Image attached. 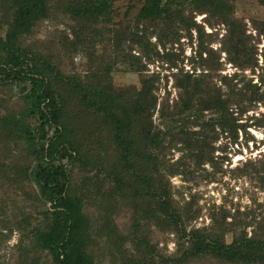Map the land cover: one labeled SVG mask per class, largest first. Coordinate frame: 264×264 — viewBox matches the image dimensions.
<instances>
[{
	"label": "trees",
	"instance_id": "1",
	"mask_svg": "<svg viewBox=\"0 0 264 264\" xmlns=\"http://www.w3.org/2000/svg\"><path fill=\"white\" fill-rule=\"evenodd\" d=\"M230 1L143 0L135 15V22L143 29L133 31L130 40L142 45L152 28L157 39L164 36L173 41L180 30L189 32L197 26L193 16L186 15L187 10L205 13L225 27L221 49L232 64L240 69L252 66L244 28L231 15ZM259 1L264 5V0ZM114 12V0H0V25L6 26L4 37H0V83L18 84L24 102L17 113L0 116V143L4 142L7 153H0V216L8 217V190L17 191L15 196H23L24 201L31 200L36 211L33 214L20 207L19 219L14 218L19 227L26 226L17 245V264H98L95 247L100 241L111 264H188L204 259L218 264H264V219L248 234L250 223L238 218L239 210L232 215L226 210L212 211L208 225L195 227L190 221L198 212L192 210L191 201L183 206L174 204L164 182L165 164L160 160L165 134L152 121L158 101L156 78L141 73L139 88L92 81L88 73L82 79L62 71L59 59L50 51L19 44L38 21L63 15L72 22V37L59 42L70 49L85 48L91 58V48L103 42L106 31L102 26L114 23ZM114 44L115 40L111 46ZM114 48L118 51L117 46ZM208 53L207 60H211ZM131 54L130 68L140 71V55ZM99 66L105 68L106 63ZM193 72L181 69L173 75L178 97L170 106L177 120L192 119L200 130L215 125L236 140L237 129L247 127L238 122L239 114L248 105L264 101V93L241 72L234 71L229 78L221 76L224 90L215 83L208 86L210 80L205 81V74L198 77ZM169 110L161 103L159 116L164 117ZM204 111L213 114L210 120L201 119ZM86 112L97 116V127L103 128L105 141L99 135L96 142L85 136L91 125L88 115L80 135L78 118ZM30 117L35 124L30 123ZM252 124L263 127L264 117ZM172 134L174 141L185 142L183 128ZM199 137L201 150L206 142L202 131ZM88 143L95 144L89 147ZM69 163L95 172L73 183ZM177 170L173 167L168 172ZM100 173H104L101 179ZM95 195L99 196L100 214L94 218L86 212L85 198ZM119 202L131 208L129 234H121L111 220ZM33 215L39 216L36 222H31ZM7 222L0 224L6 226ZM150 225L175 235L172 254H161L149 238L138 235ZM227 234L231 235L229 241ZM129 235L131 249L125 247ZM25 237L27 245L22 244ZM42 255L49 261H41Z\"/></svg>",
	"mask_w": 264,
	"mask_h": 264
},
{
	"label": "rangeland",
	"instance_id": "2",
	"mask_svg": "<svg viewBox=\"0 0 264 264\" xmlns=\"http://www.w3.org/2000/svg\"><path fill=\"white\" fill-rule=\"evenodd\" d=\"M142 1L114 0V23L110 25L102 23V30L106 33L103 36V42L91 48V58L88 57L89 53L85 48L70 49L66 48L64 43L59 42L62 39L66 42L72 37L70 32L72 22L63 15L38 21L32 32L19 40V44L26 47L31 46L34 50L41 52L49 53L50 51L56 59H59L60 64H58L62 71L82 79L89 74V79L92 81L110 82L115 87L132 85L139 88L141 73L148 78H156L154 91L158 101L152 121L165 134L163 141L165 148H163L160 160L165 164L163 165L165 170H162L167 173L164 182L170 190L174 204L183 206L191 201L192 210L198 212L190 221V226L195 227L208 225L209 214L212 211L218 213L226 210L229 211V215H232L239 210L238 218L250 223L246 228L250 234L254 227H258V221L264 219V126L259 127L252 124L264 117V101L248 105L245 111L239 114L238 122L244 123L247 127L237 129V138L234 141L227 130H222L215 125H208L200 130L198 126H194L192 119L177 120L179 117L176 116L175 110L172 111L170 105H173L172 101L178 97L173 75L176 70L181 69L194 71L193 76L200 77L205 74V81L210 80L208 86L215 83L223 90L225 86L221 76L229 78L234 71L241 72L245 79L251 78V82L259 87L260 93H264V33H261L264 28V5L259 0L230 1V4H233L231 15L244 28L243 38L250 50V63L253 66L240 69L235 66L236 64H232L228 54L221 49L225 27L218 23L217 19L205 13H190L187 10L186 15L193 16L192 19L197 26L191 28L189 32L180 30L177 35L178 39L171 41L160 36L159 40L154 33H151L154 29L150 28L145 34V42L142 45L133 43L130 35L134 34L133 31L137 29H143L135 22V15ZM109 26L116 27V30L109 31ZM5 31L6 26L0 25V37H4ZM114 40L115 44L111 46ZM116 46L118 51L126 56L130 53L128 57L132 56L131 53L140 55L138 65L141 70L130 68L129 58L121 56L120 53L116 54L118 52L114 48ZM200 49H202L201 54H199ZM208 52H210L211 60H207ZM101 62L106 63L105 68L99 66ZM161 103H166L170 109L164 117L159 116ZM23 107L24 102L19 85L12 82L0 83V116L17 113ZM82 114L81 118H78L79 123L82 124L79 130L80 135L88 123L85 121L88 115L87 118L91 125L85 136L96 142L99 135V139L105 141L104 132L101 133L103 128L99 130L97 127L99 121L97 116L89 115L87 112ZM200 116L201 119L210 120L213 114L210 111H204L200 113ZM29 121L31 124L36 123L33 117H30ZM181 128L187 134L185 142L188 137H191L192 141L179 143V140L172 139V133ZM201 131L206 142L199 150L197 141L200 139ZM170 139L173 142L168 143ZM3 143H0V153L7 154L2 146ZM93 144L88 143V146L93 147ZM67 167L73 183L79 182L83 175H91L95 172L93 169L86 168L88 171L83 169L79 163H69ZM173 167L178 168L177 172L169 174L168 171ZM103 177L104 173H100L99 178ZM105 186H109V183L106 182ZM8 191L6 195L9 199L7 200L9 203L8 217L0 216V223L8 221L6 226L0 224V264H17L19 261L17 245L26 226L19 227V223L14 218L19 219L20 207L25 211H32L33 214H36V211L31 200L24 201L23 196H15L17 191ZM13 197L14 202L11 201ZM85 200L87 214L94 218L99 216V196L86 197ZM114 212L111 220L118 231L121 234H129L131 208L127 203L119 202ZM32 217L31 222H36L39 216L35 218L33 215ZM138 235L149 238L150 243L156 244L161 254L169 255L174 252L175 235L169 231L162 232L156 226L150 225L140 230ZM130 238L129 235L127 243L125 242L127 249L132 248ZM230 239L231 235L227 234L226 240ZM28 243L27 237L23 238L22 244L27 245ZM95 250L96 263L111 264L103 242L100 241ZM42 259L49 261L46 255H42L41 261ZM188 264L218 263L211 259H204Z\"/></svg>",
	"mask_w": 264,
	"mask_h": 264
}]
</instances>
